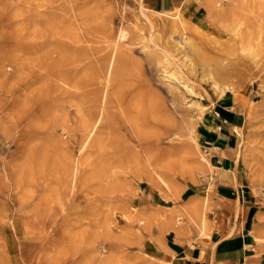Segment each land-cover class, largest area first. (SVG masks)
Here are the masks:
<instances>
[{"label":"rangeland","instance_id":"1","mask_svg":"<svg viewBox=\"0 0 264 264\" xmlns=\"http://www.w3.org/2000/svg\"><path fill=\"white\" fill-rule=\"evenodd\" d=\"M192 2L182 14L199 27L202 50L196 75L183 72L213 115L223 103L201 74L232 68L217 82L234 87L227 101L242 103L241 184L212 167L199 134L206 117L194 130V110L185 105L192 98L176 100L151 57L165 45L140 6L155 17L163 11L147 0H0L5 264H169L152 247L170 232L184 236L196 226L204 234L210 216L216 226L238 219V200L215 205L211 197L195 218L184 192H264V0Z\"/></svg>","mask_w":264,"mask_h":264},{"label":"crops","instance_id":"2","mask_svg":"<svg viewBox=\"0 0 264 264\" xmlns=\"http://www.w3.org/2000/svg\"><path fill=\"white\" fill-rule=\"evenodd\" d=\"M147 2L160 11L180 7L189 12L194 7L192 0ZM241 104L240 98L232 97L219 106L213 115L209 114L199 126L202 144L211 151L212 167L225 174H235L238 184L243 182V173L238 168L235 155L238 147L236 129L242 123ZM151 196V192H142V198L146 201ZM210 197L215 205L220 201L235 203L238 200L240 209L237 221L230 226H216L212 221L218 223L217 219L210 216L204 234L196 226L185 230L184 236L175 229L163 238L159 246L153 244L152 252L172 264H264V192H235L227 188L217 189L216 192L190 189L181 198L198 218L203 201Z\"/></svg>","mask_w":264,"mask_h":264},{"label":"bare ground","instance_id":"3","mask_svg":"<svg viewBox=\"0 0 264 264\" xmlns=\"http://www.w3.org/2000/svg\"><path fill=\"white\" fill-rule=\"evenodd\" d=\"M141 16L146 18L148 25L154 29L153 35L157 40H163L165 49L162 50V55H153L159 66L162 69L164 79L168 85V91L171 93L176 100L179 102L186 101L191 97L192 100L190 103H186V107L194 110L195 119L193 121V126L196 129V126L203 120V118L209 115L208 107L201 105L200 100H203V94L197 90V87L185 76L183 69H186L189 75L195 76L196 70L194 68V57H199L201 55L202 47L199 44V35L201 31L199 27L192 26L188 23L183 17L182 10L178 7L173 8L172 10H166L159 14L158 17L153 16L151 10H148L144 7L143 4L140 6ZM91 17H89L90 19ZM112 18V14L106 17L105 21H108ZM166 22L164 23L163 20ZM93 19V17H92ZM140 25L139 23L137 24ZM194 27L193 36L188 37L185 35L186 31H189L190 28ZM127 34L123 33L121 39H126ZM181 37V41H177L176 38ZM147 50H152L150 45L146 46ZM233 72L232 68L221 67L216 75L210 74L206 71H203L200 77L201 82L211 83L215 92H219L220 102H227L228 93L226 91L234 92L233 86H227L225 89H222L217 82L218 78H224L229 76ZM125 72H122L120 77L124 78ZM122 88H125L126 85L124 82L119 84ZM121 88V89H122ZM252 106H249L246 110L248 115L251 114ZM242 118V116H241ZM98 122L91 124L90 135H92L97 127ZM9 135V134H8ZM195 142L199 145L198 139L195 137ZM210 164V162H209ZM205 201H209L206 199ZM204 224V223H203ZM205 226V224L203 225ZM2 254H0V264H5ZM55 264H62L57 262ZM172 264V263H169Z\"/></svg>","mask_w":264,"mask_h":264}]
</instances>
